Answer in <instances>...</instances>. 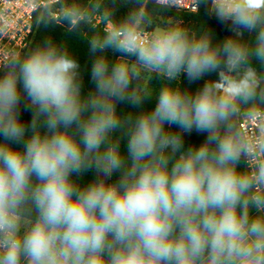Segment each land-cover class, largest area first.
Returning a JSON list of instances; mask_svg holds the SVG:
<instances>
[{"label": "clouds", "instance_id": "obj_1", "mask_svg": "<svg viewBox=\"0 0 264 264\" xmlns=\"http://www.w3.org/2000/svg\"><path fill=\"white\" fill-rule=\"evenodd\" d=\"M127 2L117 20L115 0H24L37 25L99 19L90 50L121 57L95 59L83 96L78 62L50 40L0 55V264H264V0H190L228 26L218 43L157 23L149 0ZM12 25L0 8V36ZM152 73L167 81L154 110L121 118L117 102L139 106ZM181 73L217 78L182 90L171 84ZM165 124L206 139L184 149ZM89 170L87 185L72 179Z\"/></svg>", "mask_w": 264, "mask_h": 264}, {"label": "trees", "instance_id": "obj_2", "mask_svg": "<svg viewBox=\"0 0 264 264\" xmlns=\"http://www.w3.org/2000/svg\"><path fill=\"white\" fill-rule=\"evenodd\" d=\"M70 2H72V0H70ZM73 2L85 4L87 3V0H73ZM105 2L110 3L111 0H105ZM130 7L131 4L128 3L127 0H115V6L113 8L114 19L118 20L123 18L129 11ZM148 8L153 12L157 23L163 24L169 19H172L181 22L183 27L197 33L204 30L210 31L212 33L214 43L222 42L224 39L232 35L228 26L222 24L215 16H211L205 3L200 4V11L197 14L180 13L173 8H159L154 5L153 0H149ZM230 23L231 22H229V24ZM96 31H102V29L99 27H95L94 29L91 25L84 22H81L75 29L70 30L66 22H62L60 24L50 22L48 24L41 23L37 25L34 21L33 36L30 45L24 54H26L30 49H33L38 45H42L45 41L49 40L61 48H65L69 55L74 58L80 66L79 72L82 80V95L87 96L88 93L95 90L94 82L91 79V68L95 59L100 55H104L111 66L121 57V53L112 49H107L103 53H93L90 50L89 41ZM244 39L249 41L253 40L254 33H248L245 31ZM253 65L258 69L260 68V65L255 61H253ZM3 72L4 71H0V75H3ZM216 78L217 74L212 73L204 76L198 81L193 82L189 81L186 74L181 73L179 78L176 81H172L171 84L173 87H179L182 90L195 91L203 87L205 81L214 80ZM166 83L167 81L163 77L157 74H151L146 85L143 81L141 82L142 86H146L150 90L151 94L145 96L139 106H133L128 102H117L116 111L118 115L121 118L128 115L135 117L141 112H150L154 110L158 102L159 91ZM25 103L26 101L24 100L22 93L20 119L27 126L31 122L32 113L30 110L25 108ZM165 129L173 134L178 133L182 136L184 149L192 146H199L206 139V133L197 132L195 129H193L190 133L181 132L178 126H169L167 124H165ZM113 136L114 138L120 137V133L116 132ZM0 139H2V137H0ZM126 144L127 138L122 137L120 139V148L125 154L127 151ZM119 176V172H114L111 179L108 180V183L115 182L118 180ZM95 177V171L89 170L80 175L74 174L72 179L83 187L90 183Z\"/></svg>", "mask_w": 264, "mask_h": 264}, {"label": "built area", "instance_id": "obj_3", "mask_svg": "<svg viewBox=\"0 0 264 264\" xmlns=\"http://www.w3.org/2000/svg\"><path fill=\"white\" fill-rule=\"evenodd\" d=\"M181 3L183 7L179 9L173 7V9L185 14H197L200 11V6L196 11L190 9V0H181ZM4 7L7 8L13 20V25L8 34L0 36V55H6L8 52L15 51L23 56L30 45L34 32V9L27 7L24 0H9L7 5L4 4V0H0V8ZM168 21L175 20L169 19ZM176 22L179 23V21ZM94 27H99L103 30L104 25L97 19ZM128 59L132 60L134 58L129 57ZM0 71H4V69L0 68Z\"/></svg>", "mask_w": 264, "mask_h": 264}, {"label": "rangeland", "instance_id": "obj_4", "mask_svg": "<svg viewBox=\"0 0 264 264\" xmlns=\"http://www.w3.org/2000/svg\"><path fill=\"white\" fill-rule=\"evenodd\" d=\"M169 21H167V22H165V23H163V24H167ZM172 23H178V22H176V21H171ZM142 75H144V76H148V74L147 73H142ZM147 82H148V79H147ZM147 82H146V84H147Z\"/></svg>", "mask_w": 264, "mask_h": 264}, {"label": "water", "instance_id": "obj_5", "mask_svg": "<svg viewBox=\"0 0 264 264\" xmlns=\"http://www.w3.org/2000/svg\"><path fill=\"white\" fill-rule=\"evenodd\" d=\"M100 178H101V179H104V177H103V176H101ZM106 182H108V180H107Z\"/></svg>", "mask_w": 264, "mask_h": 264}, {"label": "crops", "instance_id": "obj_6", "mask_svg": "<svg viewBox=\"0 0 264 264\" xmlns=\"http://www.w3.org/2000/svg\"><path fill=\"white\" fill-rule=\"evenodd\" d=\"M213 16H215V15H213ZM181 25H182V23L181 22H179Z\"/></svg>", "mask_w": 264, "mask_h": 264}]
</instances>
